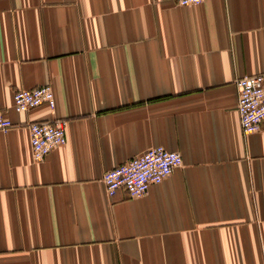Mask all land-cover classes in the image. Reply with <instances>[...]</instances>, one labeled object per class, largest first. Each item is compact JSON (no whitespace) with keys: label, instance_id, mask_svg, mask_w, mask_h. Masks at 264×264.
<instances>
[{"label":"crops","instance_id":"crops-1","mask_svg":"<svg viewBox=\"0 0 264 264\" xmlns=\"http://www.w3.org/2000/svg\"><path fill=\"white\" fill-rule=\"evenodd\" d=\"M264 73V0H0V264H264V126L235 79ZM50 86L55 107L14 110ZM66 121L32 158L28 125ZM182 166L143 197L104 173L147 150Z\"/></svg>","mask_w":264,"mask_h":264},{"label":"built area","instance_id":"built-area-1","mask_svg":"<svg viewBox=\"0 0 264 264\" xmlns=\"http://www.w3.org/2000/svg\"><path fill=\"white\" fill-rule=\"evenodd\" d=\"M180 6L199 5L205 0H174ZM237 89V111L240 126L245 135L256 133L264 126V73L238 77L234 81ZM13 107L17 113H27L40 106L55 107V97L50 86L33 89H17L13 95ZM14 123L0 111V132H7ZM32 158L43 161L55 148L66 144V121L32 122L28 125ZM182 166L180 153L168 151L163 147L147 150L125 163L108 170L102 177L108 197L118 191L130 198L147 194L150 186L160 184L175 169Z\"/></svg>","mask_w":264,"mask_h":264}]
</instances>
